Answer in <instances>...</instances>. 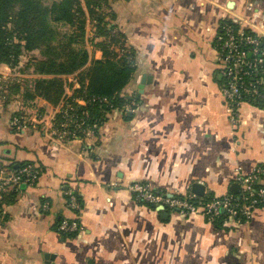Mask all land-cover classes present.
Returning <instances> with one entry per match:
<instances>
[{"label":"crops","instance_id":"obj_1","mask_svg":"<svg viewBox=\"0 0 264 264\" xmlns=\"http://www.w3.org/2000/svg\"><path fill=\"white\" fill-rule=\"evenodd\" d=\"M103 10L114 13L111 23L134 55L122 89L134 110H112L94 135L60 142L13 128L12 103L0 105V178L13 162L38 171L2 206L0 264H264L263 208L245 223L183 216L137 202L127 189L141 181L181 196L199 183L203 195L220 196L238 190L237 169L264 167V104L244 102L238 123L230 122L213 47L222 19L243 17L264 35V0H107ZM85 47L87 65L102 58ZM71 76H63L69 86ZM34 102L51 114L45 100ZM65 190L79 196L77 213ZM63 217L81 229L63 235L56 227Z\"/></svg>","mask_w":264,"mask_h":264},{"label":"trees","instance_id":"obj_2","mask_svg":"<svg viewBox=\"0 0 264 264\" xmlns=\"http://www.w3.org/2000/svg\"><path fill=\"white\" fill-rule=\"evenodd\" d=\"M106 3L107 0H53L49 4L43 0H0V66L6 65L14 69L20 64L21 57L26 54L28 58L20 71H31L45 76L33 80L31 89L23 90V99L30 101L40 97L47 103L55 105L64 95V82L61 76L77 72L80 86L73 89V96H81L87 101L80 109L88 111L89 123L102 124L109 112L115 108L121 109L130 101L122 94V89L135 70V59L132 50L123 45L122 35L117 31L116 25L111 23L115 18L114 13L103 10ZM87 17L93 32L90 42L101 51L102 58L93 60L86 66ZM233 22L234 19H222L217 35L224 24L236 26ZM115 47L120 49V54ZM36 51L40 57L29 55ZM222 81L223 75L221 84ZM18 90L19 82L12 81L7 84L3 104L8 105L14 93H19ZM262 92V97L249 103L263 106L264 86ZM99 97H105L107 102H99ZM91 98L97 99L91 101ZM11 115L19 117L20 113L12 110L10 119ZM27 164L33 166L27 160L10 163L6 176L16 174ZM20 188L21 186L17 189L7 186L0 192V212L3 205L14 201ZM77 199L80 202L78 195ZM72 211L77 213L76 210ZM61 219L56 223V227ZM76 232L62 234L70 236Z\"/></svg>","mask_w":264,"mask_h":264},{"label":"built area","instance_id":"obj_3","mask_svg":"<svg viewBox=\"0 0 264 264\" xmlns=\"http://www.w3.org/2000/svg\"><path fill=\"white\" fill-rule=\"evenodd\" d=\"M236 26L224 24L221 32L215 37L213 47L220 65L223 81L220 92L225 102L226 112L232 124L238 123L240 106L244 102L255 100L263 96L264 86V35L254 31L247 19L237 16L233 22ZM6 81L0 77V99L3 98ZM66 86V85H65ZM73 89L79 84L73 81ZM97 98H91V101ZM57 110L48 117L37 113L34 119L14 116L10 124L17 130L34 129L54 141L81 140L94 135L101 126L89 123L87 110L80 109L87 101L81 96H73L64 90ZM99 102H107L105 97H99ZM136 101L130 99L121 110L131 112ZM118 110V108H115ZM113 109V110H115ZM235 182L238 184L236 193H226L220 196L205 198L189 191L181 196L172 195L166 191L151 188L147 183L133 181L127 185L133 199L137 202L148 203L177 211L186 216L201 212L208 219L220 216L232 219L236 223L250 221L256 209H264V167L257 165L246 173L236 170ZM38 171L31 164L24 165L16 174H9L0 178V192L7 186L14 189L22 185H33ZM67 206L71 210L79 208L77 195L72 190H65ZM43 209H48L47 201L43 202ZM81 229L77 219L63 217L57 226L61 233H72Z\"/></svg>","mask_w":264,"mask_h":264},{"label":"rangeland","instance_id":"obj_4","mask_svg":"<svg viewBox=\"0 0 264 264\" xmlns=\"http://www.w3.org/2000/svg\"><path fill=\"white\" fill-rule=\"evenodd\" d=\"M43 1L46 4H49L53 0H43ZM89 21H90L89 17H87V22H86V26H85V45L88 42H90V38L93 36V32L91 30L92 26H91V23H89ZM61 30H66V29L65 28H63V29L61 28ZM86 37H87V39H86ZM86 41H87V43H86ZM115 50L118 51V54H120V49L119 48L115 47ZM33 56L40 57V54L37 51L36 53L33 54ZM27 58H28V56L26 54L23 55L21 57L20 64L14 69H10L8 66L2 65V66H6V68L5 67L0 68V77L4 81H6L4 83V85H2V89H5V86L7 84L11 83L12 81L13 82L14 81L15 82H19V90H18L19 93L18 92L14 93L15 95L12 96V98H11L12 100H10L11 102L8 105H10L13 102V100H15L12 103L13 112L20 113L19 117H25V119L30 120V119H34L35 116L37 115V113H41V112L39 111L37 102H34V104L33 103L31 104L29 100L23 99V95H22L23 90H25L26 88L27 89H31L32 84H33V80L36 79V78H34L32 76V74H34V73H32L31 71H27V72H21L20 71V69H22V67H23V64L27 60ZM86 66H87V64H86ZM35 75H38V74H35ZM70 75H72L70 77V79H71L70 81L72 83H73V81H76L79 84L78 79H77V76H78L77 72H75L73 74H70ZM63 76H61V77H62L63 82H64V90H68L69 93H73V88L75 86H73V84L71 86H69L68 85L69 81L67 80V78H64ZM38 78H41V77L39 76ZM21 96H22V98H21ZM3 101H4V99L1 98L0 99V105H4ZM60 102H58L57 104L51 106L52 107L51 114H52V112L54 113L57 110V106H58V104ZM49 105H51V104H49ZM12 117H14V116H12ZM8 187L12 188L10 185Z\"/></svg>","mask_w":264,"mask_h":264},{"label":"water","instance_id":"obj_5","mask_svg":"<svg viewBox=\"0 0 264 264\" xmlns=\"http://www.w3.org/2000/svg\"><path fill=\"white\" fill-rule=\"evenodd\" d=\"M140 88H141V86H140ZM139 96H136V98H138ZM127 99H132V97L131 96H127L126 97ZM232 186H235L236 188H237V185L236 184H234V185H232ZM235 187H234V191H235ZM203 189H204V187H203V185H201V184H199V183H193L192 184V192L193 193H195L196 195H199V196H201V195H203ZM164 207L163 206H159V209H163ZM52 257V255L51 254H49V253H47L46 255H45V258L48 260V258H51Z\"/></svg>","mask_w":264,"mask_h":264}]
</instances>
